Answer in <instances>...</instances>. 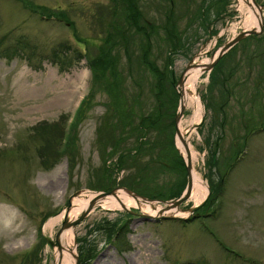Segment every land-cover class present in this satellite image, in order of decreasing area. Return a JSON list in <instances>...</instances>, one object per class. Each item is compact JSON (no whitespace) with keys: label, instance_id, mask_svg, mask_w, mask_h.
Returning a JSON list of instances; mask_svg holds the SVG:
<instances>
[{"label":"rangeland","instance_id":"rangeland-1","mask_svg":"<svg viewBox=\"0 0 264 264\" xmlns=\"http://www.w3.org/2000/svg\"><path fill=\"white\" fill-rule=\"evenodd\" d=\"M134 2L149 23L146 56L169 77L161 95L141 62L145 37L121 1L0 0V264H57L63 219L46 225L69 197L124 186L157 202L183 191L176 129L192 127L194 109L175 123L176 84L190 63H211L248 12L238 0ZM167 16L178 42L164 30ZM255 36L204 69L198 84L203 115L191 140L208 198L183 202L186 219L99 206L73 226L77 264H264V28ZM90 59L106 68L92 71ZM157 109L160 130L139 127L146 117L158 122ZM50 127L56 132L42 130ZM43 145L59 154L44 161ZM125 219L127 232L115 238L109 224Z\"/></svg>","mask_w":264,"mask_h":264},{"label":"bare ground","instance_id":"bare-ground-1","mask_svg":"<svg viewBox=\"0 0 264 264\" xmlns=\"http://www.w3.org/2000/svg\"><path fill=\"white\" fill-rule=\"evenodd\" d=\"M237 6L239 10L248 12L245 18L244 30L257 29L260 22V14L258 13L259 11L252 0H238ZM205 64L206 62H195L193 66H191L184 74L183 84L181 87L182 103L185 107L192 106L194 109V113L189 123L190 125L192 124V127H190L189 129L188 126L183 128L181 126V123L179 122V136L177 138V143L184 159L186 160L187 158H189L192 165L191 174L193 181L190 199L196 204L204 199L208 190L205 180L197 173V170L194 167V163L198 159V156L191 140L193 131H195L193 130V125L199 122L203 115V105L200 96L197 93V88H199L198 84L201 79V74L205 68ZM95 195L96 193L94 192L85 191L79 196L74 197L71 203V208L70 210H68V214L66 215L67 219H75L82 211H84L88 207V204ZM99 206H102L105 209H123L122 206H125L127 208L130 206H137L141 208L144 214L146 213L150 216L158 215L160 209L164 207L157 202H150L142 200L140 198L135 199L127 194L123 189H118L114 194H107L97 200L91 211L93 212ZM164 214L182 216L185 214V212L178 208H170L166 210ZM63 217L64 211L58 217L51 219L47 223L46 227L50 229L53 228L54 224H56L60 219H63ZM58 238L60 240V247L56 248L57 253L55 258L57 260V264H74L76 260V230L73 228V226L65 228L59 234Z\"/></svg>","mask_w":264,"mask_h":264},{"label":"water","instance_id":"water-1","mask_svg":"<svg viewBox=\"0 0 264 264\" xmlns=\"http://www.w3.org/2000/svg\"><path fill=\"white\" fill-rule=\"evenodd\" d=\"M252 2L257 7V9L259 11L258 13L260 14V22H259V26L257 27V29L242 30L236 36H234L231 40L226 41L222 45L221 49L219 50L218 55L214 58V60H212L211 63L205 64V66H204L205 68L204 69H208V71H210L212 69L213 65L215 64V62L220 58V56L222 54L226 53L232 46H234L236 43H238L244 37H246L248 35H258V34H260L263 31L264 21H263V18H262V10L264 9V3H258L256 0H252ZM191 66H193V63H190L189 65L186 66V68L184 69V71L182 72V74L180 75V77L178 79L176 87H179V86L182 87L184 74ZM178 93H179L180 100H179V106H178V109H177V112H176V115H175V123H177L178 120L181 118L183 110H184V107H185L183 105V103H182V98H181L180 91H178ZM176 134L179 136V129L178 128L176 129ZM181 156L183 158L184 167H185V170H186V173H187V182H186V186H185L184 190L181 192V194L179 196H177V197H175L173 199H170V200L158 199V200H156L157 202H161V203L164 204V207L162 209H160L158 215L150 216V215L143 214V213H140V215H145L146 217H149L151 219L167 218V217L182 218V219L188 218V217L164 214V212L166 210L170 209V208H178V209H180L179 207L182 205V203L185 202L187 199H189L190 195H191L192 181H193L192 180V174H191L192 165H191V162H190L189 158H187L185 160L182 154H181ZM119 188L123 189L127 194H129L130 196H132L135 199L140 198L142 200H146V201H150V202L152 201V199H147V198H145L143 196H140L139 194L135 193L134 191L129 190L128 188H126L124 186H122V187L116 186V187L112 188L109 191H102V192L96 193V195L93 197V199L88 204V207L84 211H82L78 217H76L73 220H68L66 215L68 214V210H69L70 205H71V197H69L68 205H67V207L65 209L64 217H63V220L61 222V227H60V229L58 230V232L56 234V239L55 240L57 241V243H58V236L62 232L63 229L71 227V226H75L76 224H78L82 219H84L90 213V211L93 209L94 204H95V202L97 200H99L100 198H102L103 196H105L107 194H114L115 191L117 189H119ZM209 194L210 193H209V188H208L207 196H205V199L208 198ZM198 207H200V206L199 205H197V206L195 205V206L189 207L187 210L189 211V214H192ZM122 208L124 210L130 212V213H134V211L130 210L129 208H127L125 206H122ZM183 210H186V209H183ZM57 245H58V247H60L59 243ZM75 259L76 260H75L74 264H77V261H78L77 254H75Z\"/></svg>","mask_w":264,"mask_h":264},{"label":"trees","instance_id":"trees-1","mask_svg":"<svg viewBox=\"0 0 264 264\" xmlns=\"http://www.w3.org/2000/svg\"><path fill=\"white\" fill-rule=\"evenodd\" d=\"M119 1H121V5L126 9V11H128V18H129L130 22L133 24V26L137 27L138 30H140L142 32V34L144 35V37H145V43L143 45L146 46V50H144V51L141 52V57H140L141 58V62L152 73H154L155 75H157L159 82L156 84V86H157V89L159 91L156 94L158 95L160 93V95H161L162 92H163V90H162L163 89L162 81L166 77H167V79H169V77L167 76V73L165 71H162V69H159L158 70L157 67L154 66V63L152 61H150V59L147 58V56H146V53L145 52H147L149 50V39H150L149 33L146 31V28L149 27V23L147 21H144L143 20V18H142V12L139 11V9L137 8V6H134V3H135L134 0H119ZM200 9H201V7H200ZM169 12H170V14L172 13V8H170V11ZM166 20L168 22H166L165 25H164L165 32L167 31V34H168V36L170 37L171 40H175L176 42H178L177 39H176V34L177 33L175 32L176 21L175 22L173 21V22L170 23L169 16L166 17ZM141 22H142V24L139 25V23H141ZM250 36L256 37L254 35H250ZM177 37H178V35H177ZM56 55L57 54L55 53L53 56H56ZM97 60L90 59L91 70L94 71V72L96 70L98 72L99 67L101 69H102V67H105L106 68V65H107V63L105 64V62L100 61V59H99V61H97ZM96 61H97V63H96ZM92 65L94 66V70L92 69ZM84 101L85 100H83V102L81 103L80 107L78 108V110L79 109L81 110V111L79 110L80 115H81L82 110H83L84 105H85L84 104ZM159 105L161 106V104H159ZM157 111H158V109H157ZM157 113H158L157 114L158 115V122H156L157 120H154L153 119L154 120L153 121L149 117H146V119H142L144 121V123H140V124H144V125H140L139 127H146V128H148V127H151V126H157L158 129L160 130V127L158 125H156V123L158 124L159 121H160V123L162 124V119L161 120L159 119L160 112L158 111ZM152 117H153V115H152ZM73 122L71 123L70 127L72 126ZM70 127H69V129H70ZM161 129H163V128H161ZM42 130H45V132H47V133H55L56 132V129L53 128V127H50L48 129H42ZM141 132H142L141 133L142 134L141 136H146V134H147V131L146 130H143ZM141 142L142 143L146 142V139L143 140V141H141ZM68 144H69V136H68V140L66 142V146H68ZM48 148H49V145H43L41 147V149H40V153H41L44 161L49 160L50 159V156H55V155H58L59 154V153H57V152L54 151L55 153L53 155H51L50 154V150H48ZM210 160H211L210 162H211L212 166H215V163L216 162L215 161L212 162V159H210ZM183 168H184V166H183ZM128 222H129L128 219H125L123 221L118 220L115 223L114 222H111V224H109V226H108V228H109L108 231L109 232H113L114 234H116V237L115 238H117L118 235H120V236L121 235H124L123 233L125 231L127 232ZM80 258L82 260V256H80Z\"/></svg>","mask_w":264,"mask_h":264},{"label":"flooded vegetation","instance_id":"flooded-vegetation-1","mask_svg":"<svg viewBox=\"0 0 264 264\" xmlns=\"http://www.w3.org/2000/svg\"><path fill=\"white\" fill-rule=\"evenodd\" d=\"M143 129H145V128L143 127ZM216 144H217V142H216ZM211 159H212V162H214L216 160V158L214 157V155H213V158H211Z\"/></svg>","mask_w":264,"mask_h":264}]
</instances>
